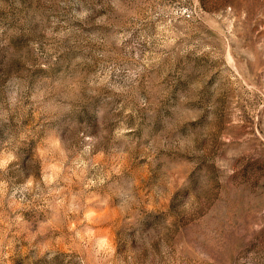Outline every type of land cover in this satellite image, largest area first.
Listing matches in <instances>:
<instances>
[{
  "label": "rangeland",
  "instance_id": "374dc122",
  "mask_svg": "<svg viewBox=\"0 0 264 264\" xmlns=\"http://www.w3.org/2000/svg\"><path fill=\"white\" fill-rule=\"evenodd\" d=\"M0 264H264V0H0Z\"/></svg>",
  "mask_w": 264,
  "mask_h": 264
}]
</instances>
